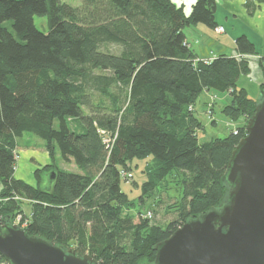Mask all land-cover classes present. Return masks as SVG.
Wrapping results in <instances>:
<instances>
[{"label": "trees", "instance_id": "obj_1", "mask_svg": "<svg viewBox=\"0 0 264 264\" xmlns=\"http://www.w3.org/2000/svg\"><path fill=\"white\" fill-rule=\"evenodd\" d=\"M216 10V0H195L188 14L175 0H0V228L28 204L29 235L99 264H155L159 242L225 201L228 164L246 123L200 141L194 106L205 90L230 91L222 111L247 121L258 102L238 81L257 51L243 34L235 40L243 57L197 62L184 30L217 29ZM35 15L47 17V32ZM261 66L264 73V60ZM25 132L42 138L52 158L35 170L36 185L15 175ZM57 150L77 170L56 165ZM135 158H148L140 199L181 177V199L171 206L178 216L168 224L126 211L134 203L121 181ZM43 171L55 172L49 188ZM0 264H8L1 254Z\"/></svg>", "mask_w": 264, "mask_h": 264}, {"label": "water", "instance_id": "obj_2", "mask_svg": "<svg viewBox=\"0 0 264 264\" xmlns=\"http://www.w3.org/2000/svg\"><path fill=\"white\" fill-rule=\"evenodd\" d=\"M49 175L47 188L55 172ZM226 181L225 201L159 242L155 264H264V96L233 150ZM0 254L8 264H99L13 223L0 228Z\"/></svg>", "mask_w": 264, "mask_h": 264}, {"label": "rangeland", "instance_id": "obj_3", "mask_svg": "<svg viewBox=\"0 0 264 264\" xmlns=\"http://www.w3.org/2000/svg\"><path fill=\"white\" fill-rule=\"evenodd\" d=\"M60 1L66 2L73 6H79L82 4V0ZM34 23L36 27L41 31L47 32L49 30L48 20L46 16L35 15ZM4 25L12 29L10 20L4 22ZM194 27L195 25H190V29H193ZM234 55L237 57L240 56L238 53ZM247 56L249 58L250 70L248 74L241 75L238 84L239 87L247 88L251 97L259 102L264 96V88L262 86L264 84V73L261 66V62L264 60V56L259 55L257 52L255 54ZM196 59L197 62L202 61L204 63H208L212 60L209 58L200 57H197ZM253 62H255L254 70L260 71V79L262 82L258 81L259 78H257L258 80L253 81V77L252 79L249 77V75H251L252 73L251 68L253 67ZM231 100L232 97L230 95V91L219 92L216 90H205L199 95L196 105L194 106V110H196L195 114L203 124V127L198 129V137L200 141H207L216 137H225L231 131L235 132L238 125H241L243 123H246L247 125L250 117L247 118V121L244 117H241L240 119L235 121L225 115V113L222 111L223 107L226 104L230 103ZM16 153V176L24 179L31 184L36 185L38 183V178L35 175V170L47 163H51L52 161V158L50 157L48 150L46 149L43 139L31 132L23 133V135L18 138V147L16 149ZM43 153L45 155H42ZM147 162L148 158H135L132 161V169L130 171L129 180L122 179L121 181L122 190L128 194L129 199H131L134 203L126 211L134 215L136 221H138L140 212L143 214L147 212L146 214L152 220V222L165 225L170 221L176 219L178 216L177 212L173 211L172 207L177 203L178 200L181 199V195L183 192V182L181 180V177L179 179V177H176L177 175H171L167 178V181H165L162 188H159V191L155 195H146L145 197L140 199V196L142 195V183L147 179V176L143 171ZM54 163H56V165H59L63 169L73 170L72 166L68 162L64 161L59 150H57L55 154ZM49 176V172H42L41 185L43 187H47ZM134 181L137 184H135ZM18 198H21V200L23 199L25 200V202H28L25 198ZM24 210L25 212L18 213L14 217V221L12 222L13 224H18L22 228H24L25 226H22L21 223L25 225L28 222V220L25 218V215L27 217V212H30V206L28 204H25ZM17 219L19 220V223L15 222V220ZM143 263L144 262H142L141 264Z\"/></svg>", "mask_w": 264, "mask_h": 264}, {"label": "crops", "instance_id": "obj_4", "mask_svg": "<svg viewBox=\"0 0 264 264\" xmlns=\"http://www.w3.org/2000/svg\"><path fill=\"white\" fill-rule=\"evenodd\" d=\"M194 1L175 0L177 4L183 3L187 14L190 12ZM216 1L217 26H222L224 28L223 32H218L216 28L208 27L203 23L196 24L193 29H190V26L185 29L187 41L197 57L213 59L220 54L234 55L238 53L235 40L243 34L254 42L257 53L264 56V3H259L254 8H248L246 5L247 0ZM252 64L253 74L251 73L249 77L251 79L253 77V81L259 78L258 81L262 82L260 71L254 70L255 62ZM245 89L248 91L247 88ZM42 155L45 154L43 153ZM69 164L73 170H77L73 163Z\"/></svg>", "mask_w": 264, "mask_h": 264}, {"label": "built area", "instance_id": "obj_5", "mask_svg": "<svg viewBox=\"0 0 264 264\" xmlns=\"http://www.w3.org/2000/svg\"><path fill=\"white\" fill-rule=\"evenodd\" d=\"M223 29H224V28H223L222 26H218L216 30H217L218 32H221V31H223ZM238 57L241 58V57H243V56L240 55V56H238ZM246 57H248V56H246ZM109 140H110V139H109ZM109 140H107V141H109ZM123 175H124V177H126L127 174L123 171ZM15 198L18 199L17 196H16ZM15 222L19 223V220L17 219V220H15ZM27 223H28V222H27ZM27 223H26L25 225H23V224L21 223V225H22V226H26Z\"/></svg>", "mask_w": 264, "mask_h": 264}]
</instances>
